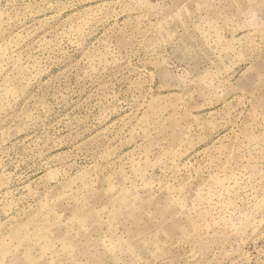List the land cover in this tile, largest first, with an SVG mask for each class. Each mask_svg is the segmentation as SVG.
Returning <instances> with one entry per match:
<instances>
[{"label": "rangeland", "instance_id": "rangeland-1", "mask_svg": "<svg viewBox=\"0 0 264 264\" xmlns=\"http://www.w3.org/2000/svg\"><path fill=\"white\" fill-rule=\"evenodd\" d=\"M0 264H264V0H0Z\"/></svg>", "mask_w": 264, "mask_h": 264}]
</instances>
